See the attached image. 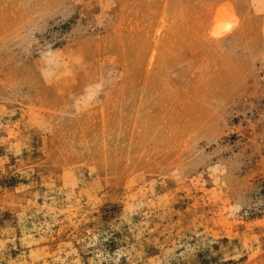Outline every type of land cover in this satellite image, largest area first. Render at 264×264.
I'll list each match as a JSON object with an SVG mask.
<instances>
[{
  "label": "rangeland",
  "instance_id": "rangeland-1",
  "mask_svg": "<svg viewBox=\"0 0 264 264\" xmlns=\"http://www.w3.org/2000/svg\"><path fill=\"white\" fill-rule=\"evenodd\" d=\"M264 0H0V264H264Z\"/></svg>",
  "mask_w": 264,
  "mask_h": 264
},
{
  "label": "trees",
  "instance_id": "trees-1",
  "mask_svg": "<svg viewBox=\"0 0 264 264\" xmlns=\"http://www.w3.org/2000/svg\"><path fill=\"white\" fill-rule=\"evenodd\" d=\"M263 192H264V189H263Z\"/></svg>",
  "mask_w": 264,
  "mask_h": 264
}]
</instances>
